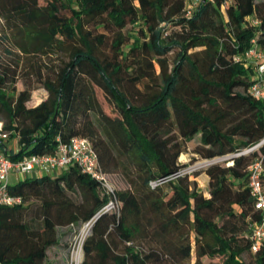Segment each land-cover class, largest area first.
Listing matches in <instances>:
<instances>
[{
  "label": "trees",
  "instance_id": "16d2710c",
  "mask_svg": "<svg viewBox=\"0 0 264 264\" xmlns=\"http://www.w3.org/2000/svg\"><path fill=\"white\" fill-rule=\"evenodd\" d=\"M189 1L0 0L15 49L65 55L37 66L48 97L33 108L26 103L34 88L16 92L17 63L0 57L2 133L18 145L9 159L54 155L59 143L85 138L102 173L128 185L110 193L76 165L9 185L21 203L0 207V264H48V249L88 223L80 264H189L193 252L194 264H245V253L264 264V249L250 253V225L260 214L247 172L264 147L209 164L207 197L189 177L150 186L182 167L180 141L199 136L193 154L213 160L264 139V102L249 92L254 70L233 61L252 40L264 52V0H200L186 17ZM128 25L135 33H123ZM99 27L106 33L95 34Z\"/></svg>",
  "mask_w": 264,
  "mask_h": 264
},
{
  "label": "built area",
  "instance_id": "2783aa9c",
  "mask_svg": "<svg viewBox=\"0 0 264 264\" xmlns=\"http://www.w3.org/2000/svg\"><path fill=\"white\" fill-rule=\"evenodd\" d=\"M200 0L189 1L187 5L186 17H190L192 9ZM256 22H254L255 24ZM251 47L241 54L233 57L234 62L243 61L253 68V83L250 87V94L264 102V52L256 47L255 40L251 41ZM2 123L0 122V140H7V134L2 133ZM264 147V139L256 145L238 151L228 158H237L248 155L252 151ZM70 165H76L80 171L90 178L101 182L106 190L114 192V187L110 184L107 177L102 173L97 155L91 143L85 138L75 137L67 144L59 143L54 155H33L25 157L19 161H11L7 151H0V207H13L21 203L19 198L13 197L8 193L10 174L25 175L28 178H39L45 175H54L64 170ZM248 187L254 201V208L259 212L260 218L253 222L251 227L250 253L255 255L264 249V158L257 157L250 162L247 167ZM195 173V169L183 166L176 172L165 177L158 178L150 182L151 187L164 185L179 178L190 177ZM116 206V201H110L104 211L111 210ZM89 224V223H88Z\"/></svg>",
  "mask_w": 264,
  "mask_h": 264
},
{
  "label": "rangeland",
  "instance_id": "374dc122",
  "mask_svg": "<svg viewBox=\"0 0 264 264\" xmlns=\"http://www.w3.org/2000/svg\"><path fill=\"white\" fill-rule=\"evenodd\" d=\"M136 28V27H135ZM135 28L131 25H128L124 30V34H132L135 33ZM167 34L171 31H175V28L172 26H166ZM95 34H104L106 31L99 27L96 30H94ZM6 39H9V30L4 22V20L0 17V57L4 59V61L13 60L14 63H17V72H18V79L15 83V89L16 92L23 91L25 89V83H28L29 86L33 87V91L31 92L30 100L26 103L27 108H33L42 103L46 100L48 97V93L45 91V89L42 87V84L38 82V80L35 79V70L37 66L46 67L45 63L47 65H58L61 61L65 60L64 54H53L52 56L47 57H37V56H26L20 53L17 49H15L10 42V39L5 41ZM101 50L105 53L108 52V49L105 47H101ZM10 51V58H7V52ZM198 51V50H196ZM193 51H190L191 53ZM177 51L175 49L171 50L168 54V62H169V70L172 67L173 61L176 58ZM45 71V68L43 69V72ZM155 74H160V69L157 65H155ZM97 95L99 98L100 103L103 106V109L111 114L115 115V112L111 105L108 103L107 99L104 97L102 92L97 91ZM1 122V121H0ZM2 123V122H1ZM181 142V154L178 158V163L183 166H189L195 169V173L190 176V181L195 182L197 185L198 191H200L205 197L208 196V178L205 174V169L211 164L212 162H224V161H231L230 158H228L230 155H227L223 158H215L213 160H203L197 155L193 154L194 148L199 144V136L193 137V139L187 143ZM11 144V143H9ZM183 156V158H182ZM224 159V160H223ZM216 161V162H215ZM68 170V167L64 169L63 172H66ZM27 178L25 175H21V178L19 180L12 174H10L9 177V185L13 186L16 185L18 182L24 180ZM110 184L116 189V190H125L128 188V185L126 181L117 174L110 175L107 177ZM87 229L89 234V228L90 224H84L82 228L79 230V232L76 235H68L64 234L63 239H61V242L58 246L50 247L47 251V257H48V264H72L71 260V254L74 251L80 250L82 252V246L83 241L81 239L80 233L82 229ZM67 230L63 229V232L66 233ZM193 236V235H192ZM193 238V237H192ZM194 252L192 253V258L189 264H194ZM242 261L245 264H253L252 256L249 253H245L242 255ZM216 262V261H214Z\"/></svg>",
  "mask_w": 264,
  "mask_h": 264
},
{
  "label": "bare ground",
  "instance_id": "6f19581e",
  "mask_svg": "<svg viewBox=\"0 0 264 264\" xmlns=\"http://www.w3.org/2000/svg\"><path fill=\"white\" fill-rule=\"evenodd\" d=\"M183 158V156H182ZM87 229H82L81 233H80V236H81V239L83 240L86 236H87ZM71 260H72V264H80L81 260H82V253L80 250L78 251H74L72 253V257H71Z\"/></svg>",
  "mask_w": 264,
  "mask_h": 264
},
{
  "label": "crops",
  "instance_id": "0c3cea01",
  "mask_svg": "<svg viewBox=\"0 0 264 264\" xmlns=\"http://www.w3.org/2000/svg\"><path fill=\"white\" fill-rule=\"evenodd\" d=\"M4 142H5V144H6V151H8V149L10 150V149H14V150H16L17 148H18V145H17V142H16V139H11V140H8V141H6V140H4ZM9 143H11V144H9ZM17 151V150H16ZM12 175H14L18 180H19V178H21V175H15V174H12ZM10 177V176H9ZM26 179V178H25Z\"/></svg>",
  "mask_w": 264,
  "mask_h": 264
},
{
  "label": "water",
  "instance_id": "95a60500",
  "mask_svg": "<svg viewBox=\"0 0 264 264\" xmlns=\"http://www.w3.org/2000/svg\"><path fill=\"white\" fill-rule=\"evenodd\" d=\"M223 160H224V159H223ZM215 162H216V161H215ZM212 163H213V162H212ZM91 226H92V225H91ZM90 229H91V227L89 228V231H90ZM85 238H86V237H85ZM85 238H84V239H85ZM81 253H82V252H81Z\"/></svg>",
  "mask_w": 264,
  "mask_h": 264
}]
</instances>
